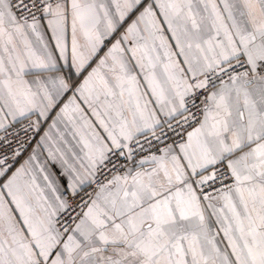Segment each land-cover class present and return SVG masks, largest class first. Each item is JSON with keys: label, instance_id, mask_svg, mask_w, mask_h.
<instances>
[{"label": "snow or ice", "instance_id": "1", "mask_svg": "<svg viewBox=\"0 0 264 264\" xmlns=\"http://www.w3.org/2000/svg\"><path fill=\"white\" fill-rule=\"evenodd\" d=\"M0 264H264V0H0Z\"/></svg>", "mask_w": 264, "mask_h": 264}]
</instances>
